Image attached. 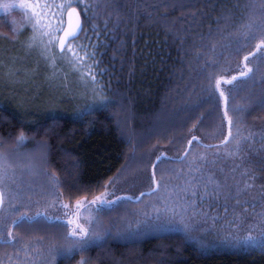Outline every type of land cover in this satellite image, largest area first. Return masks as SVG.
Returning <instances> with one entry per match:
<instances>
[{
  "label": "trees",
  "instance_id": "16d2710c",
  "mask_svg": "<svg viewBox=\"0 0 264 264\" xmlns=\"http://www.w3.org/2000/svg\"><path fill=\"white\" fill-rule=\"evenodd\" d=\"M26 1L50 5L41 11L63 28L68 9L80 10L84 29L71 44L79 58L94 53L78 58L91 98L60 103L49 94L31 108L0 100V153L10 152L4 158L18 169L10 187L22 207L0 225V264H28L41 247L52 254L48 264H264V243L231 244L240 218H264V0ZM6 21L0 14L1 27ZM13 150L22 161L17 154L12 162ZM153 152L162 155L159 170L172 164L165 176L177 204L167 207L171 217L153 210L139 218L124 199L104 205L96 211L98 237L71 250L59 233L65 222L44 226L53 220L25 211L56 193L93 198L136 159L131 186L146 191L155 179ZM222 170L240 175L228 196L214 183ZM20 214L30 218L14 224ZM186 214L212 226H200L204 235L162 231Z\"/></svg>",
  "mask_w": 264,
  "mask_h": 264
},
{
  "label": "rangeland",
  "instance_id": "374dc122",
  "mask_svg": "<svg viewBox=\"0 0 264 264\" xmlns=\"http://www.w3.org/2000/svg\"><path fill=\"white\" fill-rule=\"evenodd\" d=\"M31 4L35 5V3ZM21 5H28V3L25 0ZM33 11L37 13L42 12L39 8L29 10L27 7H19V4L16 6L11 0H0V14L3 13L7 18L6 26H0V31L10 35H0V100L7 99L12 103H17L20 107L31 108L38 105V102L42 100L40 99L41 97H46L49 94L53 95L54 100L60 103H62V101L67 102L68 99L73 101L79 99L83 101L88 97L91 98V95L88 96L84 75H81L82 70L79 67V62L81 61H79V57H77L78 54L74 45L73 49L76 53L75 56L70 54L67 50L63 53L59 48L56 50L59 43L58 38L61 35V32L56 31V29L59 28V25L57 26V21L52 16H37L35 19L40 21L41 27L34 28L35 19H33L32 16ZM25 24L28 25L24 26ZM46 32L51 33V35H44ZM53 35L56 36L57 39L49 44L48 41L51 40ZM34 37L35 40H33ZM12 152L16 153H12L15 154L12 160L13 163L17 162V154V158L19 157L18 159L22 161L19 152L15 150ZM10 154L11 153H8L6 150L5 153H0V156L5 157ZM152 154H154V161L150 169L155 179L153 180V187L148 188L146 191L143 188L136 189L131 186L137 178V176L134 177L137 173H135V170L133 171L132 167H136L135 163H137L138 160L136 159V161H134L135 163L128 165L126 171L122 175L114 178L111 182L109 181L105 189L93 198L82 197L70 201V199L56 193L55 196H47L37 204H30L25 211L28 212L29 215L35 217L37 215L35 214L36 210L40 209L37 213L42 212L46 219L53 220L51 221L52 225L50 223L48 224L47 220L44 221V226H53L54 220L58 219L65 222L67 229L59 233H62V242L69 239L71 240H69L70 244L68 245L71 250L80 248L85 244H77L78 237H73L71 235L74 229L77 232H79L81 228L87 230V237L85 238L87 241H89V238H92V235H94L93 237H98L99 231L95 229L98 224L96 211L104 205L117 203L124 199L126 201H131V204L127 206V208L129 207L130 209L132 208L133 211L135 210L139 218L143 216L142 212L151 216L153 210L157 212V215L160 217H171V213L168 211L167 207L170 204H172V206L177 204L170 194L174 193V184L165 176L173 173L170 171L172 164L166 170H159L156 167L162 155L156 152ZM20 160H18L19 166L21 163ZM26 163L28 164V162ZM139 165L141 166V164ZM14 173H18V169L17 167L13 168V164L10 162L9 158L0 161V187L3 188L5 193H8L4 201V208L0 213L1 226L5 225L6 222L12 218V212L18 209L16 207H21L11 196L12 190L10 184L14 182V180H12L9 175ZM229 174L230 177H227L225 171L222 170L219 176L220 181L214 180L217 189L223 191V195L226 196L233 194L231 192L239 186V181L237 180L240 175L237 173ZM224 175L225 180L223 179ZM132 179L135 180L133 181ZM227 179L229 180L227 181ZM158 181H162L159 184V189L156 187V182ZM250 183L251 186L248 185L249 187L254 186V183ZM245 186H247V184L243 187ZM125 187L127 189H124ZM135 190H138V192ZM239 190L243 192V188ZM250 191L255 193L257 190L252 188ZM141 193H144V195H141ZM246 196L247 195L242 196V198ZM118 197H122L123 199L118 200ZM224 197L225 196H222V198ZM101 200L111 203L101 204ZM93 201L96 202L92 203ZM77 202L81 203L79 209L76 208ZM177 202L181 206L180 202ZM61 205H67L68 207L64 208L61 207ZM32 206L36 208L33 214L29 211ZM177 212L179 214V209ZM29 215L20 214L18 218L22 216L30 218ZM186 215H182L184 217L178 216L180 219L176 218V220L172 218L176 223L169 222L165 225L166 227L161 228L162 231L179 228L192 234L200 232V234L204 235L205 233H201L200 231V226H202L203 230L212 226V222L209 220L207 222L205 221L206 219L197 221L193 216L189 214ZM210 216V214L200 215L201 218H208ZM126 219H128L130 223V217ZM244 219L246 221H244ZM245 222H247L248 225H246ZM197 224L199 226H197ZM148 227H146V230L144 228V233L150 232L149 230L151 229ZM236 227V241L231 242V244L238 246L240 245L239 241L245 237H259L261 233H264V218L260 216L257 217L256 220H248L246 217H242L237 221ZM51 245L57 248L55 242H52ZM28 255L29 257L26 260L28 264H48L46 261L47 255L48 257L52 256L50 251L46 253V248L44 247L39 249L34 248ZM55 255L56 254H54V256Z\"/></svg>",
  "mask_w": 264,
  "mask_h": 264
},
{
  "label": "snow or ice",
  "instance_id": "6c2138e0",
  "mask_svg": "<svg viewBox=\"0 0 264 264\" xmlns=\"http://www.w3.org/2000/svg\"><path fill=\"white\" fill-rule=\"evenodd\" d=\"M19 7H27L29 10H32L33 8H39L41 10H46V9H49L51 6L48 5V4H35V5H32V4H28V5H20ZM56 7L58 8H61L63 6H60V5H57ZM75 12V10L73 9L72 12L68 13L69 16H72L73 13ZM47 15H52V13L50 12H47V11H42L41 13H37V12H34L32 13V16H33V19H35V17L37 16H47ZM34 28H39L41 27L40 25V21L38 19H35V23L33 25ZM57 32H62L63 35L60 36L58 38L59 40V43H58V48L59 50L63 53L65 50H67L70 54L74 55L75 56V52H74V49H73V45L71 44L70 41L72 40H75L79 34L80 31H82V26L79 24V22H77V24L74 26V27H70L69 29L65 30L62 26L57 28L56 29ZM44 35H51V33L49 32H46L44 33ZM57 39L56 36H52L51 40L48 41L49 44L53 43L55 40ZM33 40H35V37L33 38ZM264 43V42H262ZM79 49L81 50H85V46L84 45H79L77 46ZM261 49V45H257V50L259 51ZM252 55H255V54H252ZM88 56H93L94 57V53H88L86 50H85V57H81L79 58L81 61L85 58H87ZM249 58L248 57H245V60H248ZM247 73H241V76H246ZM240 77H233V79H239ZM219 83V82H218ZM226 83H231V81H227ZM220 95H223V93H220ZM225 115H227V110L225 111ZM230 123V121H229ZM196 138L193 137V140H195ZM24 140V137L23 135L21 134V136L18 138V143H21L23 142ZM227 141H225L226 143ZM192 141H189V144L191 145ZM5 158L3 156H0V161H3ZM159 159V158H157ZM154 175V174H153ZM162 181H158L156 182L157 183V186H159V184L161 183ZM6 195V193H0V205H3L4 203V196ZM141 195H144V193H141ZM192 196H196L198 195V193L196 192H192L191 193ZM99 199V198H97ZM118 200L119 199H123L122 197H118L117 198ZM96 201H93L92 203H95ZM101 204H104V203H111L109 201H103L101 200L100 201ZM61 207H64V208H67L68 206L67 205H61ZM81 207V203L80 202H77L76 204V208H80ZM38 216H41V215H44L43 213H37ZM25 217H20L18 218L17 221H14V224H18L20 220H23ZM71 235L73 237H78L77 239V244H82V243H86L87 240L85 239L87 237V230L81 228V230L79 232H77L75 229L73 230V232L71 233ZM8 236L10 238H13L12 237V234L11 233H8ZM240 244L242 245H245V246H254L255 244L257 243H264V233H261V235L259 237H254V236H248V237H245L244 239L240 240L239 241Z\"/></svg>",
  "mask_w": 264,
  "mask_h": 264
},
{
  "label": "water",
  "instance_id": "95a60500",
  "mask_svg": "<svg viewBox=\"0 0 264 264\" xmlns=\"http://www.w3.org/2000/svg\"><path fill=\"white\" fill-rule=\"evenodd\" d=\"M73 9L75 10V12L73 13L72 16H69L68 13L72 12ZM77 22H79V24L82 26V31L79 32V34L77 36V38H78L81 35V33L83 32L84 21H83V17H82L80 10L76 6H72L66 12L64 29L67 30L70 27H74L77 24ZM62 35H63V33L61 32L60 36H62ZM0 193H4L3 189L1 187H0ZM4 201H5V196H4ZM3 206H4V203H3V205H0V211L2 210Z\"/></svg>",
  "mask_w": 264,
  "mask_h": 264
}]
</instances>
